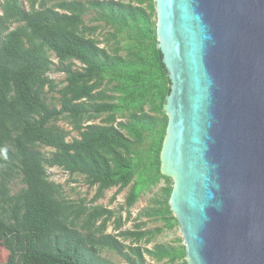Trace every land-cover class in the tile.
<instances>
[{"label":"trees","instance_id":"obj_1","mask_svg":"<svg viewBox=\"0 0 264 264\" xmlns=\"http://www.w3.org/2000/svg\"><path fill=\"white\" fill-rule=\"evenodd\" d=\"M51 2L30 0L27 10L21 0H0V243L9 252L1 264H115L101 257L104 249L128 264H145V254L171 263L185 258L184 245H138L178 225L169 206L173 182L160 171L171 81L157 48L155 0ZM89 12L91 21L113 29L106 38L111 49L94 37L98 26L85 22ZM53 55L65 74L61 88L47 75ZM49 92L60 95L58 104L48 102ZM99 117L102 124H86ZM61 119L77 138L67 140ZM143 145L149 163L141 172ZM44 147L53 149L50 155ZM48 167L85 176L97 187L93 202L113 187L130 186L126 209L165 180L154 205L137 218L164 227L145 231L140 221L135 229L107 233L115 212L67 199ZM17 180L23 186L14 191ZM115 221L121 229L123 217Z\"/></svg>","mask_w":264,"mask_h":264},{"label":"water","instance_id":"obj_2","mask_svg":"<svg viewBox=\"0 0 264 264\" xmlns=\"http://www.w3.org/2000/svg\"><path fill=\"white\" fill-rule=\"evenodd\" d=\"M160 171L187 264H264V0H155Z\"/></svg>","mask_w":264,"mask_h":264},{"label":"rangeland","instance_id":"obj_3","mask_svg":"<svg viewBox=\"0 0 264 264\" xmlns=\"http://www.w3.org/2000/svg\"><path fill=\"white\" fill-rule=\"evenodd\" d=\"M58 0H52L50 3L53 4ZM127 1V0H122ZM23 3V6L25 9H30V0H21ZM1 9V8H0ZM94 17V14L92 12H89L85 16V22L89 24L90 26H98V29L94 35L96 39H98L101 43V46H106L107 48L111 49L113 46V42L106 43V38L109 37V33L113 31V29H110L102 22H96L91 21ZM157 19V18H156ZM53 65L52 70L47 74L51 79H53L57 84H59V88L65 85V74L61 71H58L57 68L60 66L58 58L53 55L52 56ZM80 63L76 61L75 68H79ZM59 94L55 92H49L46 94V98L48 99V102L58 104V98ZM104 117H99L94 120L89 121L86 124H102ZM124 120L122 118H119L118 121ZM59 126H61L64 130L68 132L67 140L72 141L73 139L77 138L78 132L73 130L72 124L67 119H61L57 122ZM147 145H143L141 148L144 152L141 155L144 159L141 162L140 169L141 172L143 171L144 165L149 163V158L145 157V147ZM42 151L50 155L53 151L52 148L44 147L42 148ZM47 174L49 176V179L51 181H54L57 184H60L63 187V193L64 196L67 199H70L72 201H78L80 199H85L86 204L88 205H102L110 210H113L115 212V216L107 223L106 232L112 233V234H118V232L122 230H131L135 229V225L142 221L145 222V226L143 227V230H154L156 228H163L164 223L161 220H154L149 218H141L137 219L139 214L147 209L150 206H153V199L160 195L162 191V187L166 185L165 180H161L158 184L151 186V188L143 192L141 196L139 197L138 201L130 208L126 209L125 207V199L129 192L130 186H127L123 190L119 191L118 187H113L109 190H107L104 193V196L97 201L93 202L94 195L96 193V186H90L88 182L86 181L85 176L82 175H70L68 172L64 171L61 168L58 167H48L47 168ZM23 185L20 182V180H17L13 183V190L16 191L19 188H21ZM119 216L123 217V222L121 229L116 230V218ZM124 244L126 245H132V242L130 240H124ZM157 244H164V245H171L176 248H180L181 245H183L182 241V235L180 232L179 225L173 227L172 229H164L162 233L158 234L151 242L146 243L145 241L140 242L138 245H140L142 248H149L152 249ZM0 249H4L3 251H0V264L5 262L8 258L9 252L1 245L0 243ZM101 257L105 258L106 260H109L115 264H128L122 257H120L118 254H116L114 251L104 249L101 252ZM145 264H184V261L186 258H181L176 260L174 263L169 262L167 259L157 261L156 259H153L149 255L145 254Z\"/></svg>","mask_w":264,"mask_h":264},{"label":"bare ground","instance_id":"obj_4","mask_svg":"<svg viewBox=\"0 0 264 264\" xmlns=\"http://www.w3.org/2000/svg\"><path fill=\"white\" fill-rule=\"evenodd\" d=\"M4 250V249H3ZM2 249H0V251H3Z\"/></svg>","mask_w":264,"mask_h":264}]
</instances>
